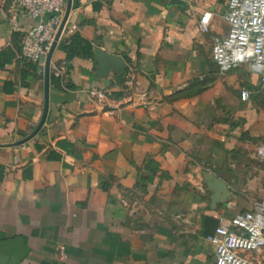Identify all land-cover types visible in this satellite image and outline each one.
<instances>
[{"label": "crops", "instance_id": "0c3cea01", "mask_svg": "<svg viewBox=\"0 0 264 264\" xmlns=\"http://www.w3.org/2000/svg\"><path fill=\"white\" fill-rule=\"evenodd\" d=\"M183 1L73 0L22 142L45 105L44 65L22 56L37 19L0 0V264H213L220 216L264 202L259 67L213 60L228 0ZM77 33L126 68L67 59Z\"/></svg>", "mask_w": 264, "mask_h": 264}, {"label": "built area", "instance_id": "2783aa9c", "mask_svg": "<svg viewBox=\"0 0 264 264\" xmlns=\"http://www.w3.org/2000/svg\"><path fill=\"white\" fill-rule=\"evenodd\" d=\"M16 8L37 19L25 32L22 56L45 65L65 12V0H12L11 9ZM211 19L210 11L201 15V32L209 30ZM225 19L227 33L213 41L214 62L221 72L243 65L258 66L264 93V0H228ZM250 96L251 91L243 87L241 98ZM257 156L264 162V145L258 147ZM207 239L214 246L213 264H264V202L232 216H220Z\"/></svg>", "mask_w": 264, "mask_h": 264}, {"label": "water", "instance_id": "95a60500", "mask_svg": "<svg viewBox=\"0 0 264 264\" xmlns=\"http://www.w3.org/2000/svg\"><path fill=\"white\" fill-rule=\"evenodd\" d=\"M80 0H76V3H78ZM173 3H184L183 0H171ZM72 2L73 0H67L66 2V8H65V12L62 18V21L60 23V26L57 30L55 39L53 40V42L51 43V46L48 50L46 59H45V65H44V71H45V105H44V113H43V117L40 120L38 126L33 130V132H31L28 136H26L24 139H22L21 141L24 142L26 140H28L29 138H31L32 136H34L43 126L46 117H47V113H48V109H49V96H50V64H51V58H52V54L58 44V40L60 39L61 33L63 31V28L65 26V23L67 21V18L69 16V13L71 11L72 8ZM95 59L98 61V70H97V74L100 76H107L109 74V72L112 69H116V70H124L126 68V62L123 59V57L119 54H114L111 52H108L104 49L101 48H97L95 49ZM212 180L215 182V187L217 189V191L224 192V183L219 180L216 177H211Z\"/></svg>", "mask_w": 264, "mask_h": 264}, {"label": "trees", "instance_id": "16d2710c", "mask_svg": "<svg viewBox=\"0 0 264 264\" xmlns=\"http://www.w3.org/2000/svg\"><path fill=\"white\" fill-rule=\"evenodd\" d=\"M60 47L67 53V59H72L75 56L83 55L84 57H92L94 54V47L91 43L83 39L78 33L74 34L70 41L62 39L59 43ZM51 83H59V76H55L54 73H50Z\"/></svg>", "mask_w": 264, "mask_h": 264}, {"label": "rangeland", "instance_id": "374dc122", "mask_svg": "<svg viewBox=\"0 0 264 264\" xmlns=\"http://www.w3.org/2000/svg\"><path fill=\"white\" fill-rule=\"evenodd\" d=\"M264 165V164H263Z\"/></svg>", "mask_w": 264, "mask_h": 264}]
</instances>
